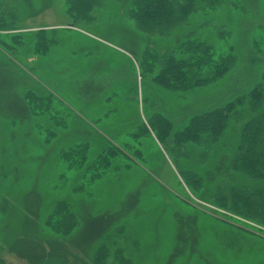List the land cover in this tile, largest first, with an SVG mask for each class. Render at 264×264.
<instances>
[{"label":"rangeland","instance_id":"1","mask_svg":"<svg viewBox=\"0 0 264 264\" xmlns=\"http://www.w3.org/2000/svg\"><path fill=\"white\" fill-rule=\"evenodd\" d=\"M129 3L102 0L92 20L76 23L66 0H0V264H92L118 227L112 246L133 264H264V224L218 204L232 182L251 188L228 167L247 106L216 144L207 136L179 149L161 144L147 122L162 113L182 130L262 80L264 0H224L165 35L141 32L126 14ZM41 29L45 53L36 50ZM187 32L220 49L232 45L237 61L208 86L172 91L154 81L159 68L146 70L141 54L174 49ZM28 92L49 107L33 112L40 101L30 106ZM142 123L148 132L139 135ZM80 143L90 159L115 147L117 168L87 185L60 159ZM185 171L201 185L193 188ZM61 200L78 224L54 239L43 220Z\"/></svg>","mask_w":264,"mask_h":264},{"label":"trees","instance_id":"2","mask_svg":"<svg viewBox=\"0 0 264 264\" xmlns=\"http://www.w3.org/2000/svg\"><path fill=\"white\" fill-rule=\"evenodd\" d=\"M66 1V12L76 23L92 20L93 12L102 4V0ZM223 2L224 0H130L126 14L134 20L141 32L148 35L175 34L185 30L189 23H193L198 12L216 9ZM14 22L13 18L11 24ZM18 36H12L16 42L19 41L16 38ZM37 36L36 50L47 52L49 38L46 30L41 29ZM1 44L10 47L4 40ZM141 59L144 68L151 73L156 67L159 68L153 77L158 85L172 91L186 92L222 79L236 64L237 56L232 45L220 49L200 37L193 36V32H187L174 49L159 52L153 47H148L141 54ZM26 97L29 104L32 100L40 101L35 107L30 104L35 113L36 107H49L48 98L41 102L30 92ZM243 106H247L248 112L244 114L246 120L241 124L239 140L228 167L250 179L251 188L248 187L249 184L246 186L239 182L235 185L232 182L218 204L238 215L264 224V75L247 93L237 95L222 106L194 115L182 130L174 131L172 121L162 113H154L147 122L161 144L166 145L171 141L172 145L179 149L188 142H198L204 136H207L212 144H216L226 132L233 117L242 112ZM146 130L142 123L137 131L140 135L148 132ZM169 149L172 150L170 147ZM89 151L88 144L80 143L67 148L60 155L68 170L83 172V175L88 177L87 185L102 178L110 169L117 168L113 167V160L118 156L115 147H108L93 159H90ZM139 154L141 151L136 150L134 156ZM196 175L194 172L185 171V176L192 182L193 188L201 185ZM85 188L82 184L78 186L81 191ZM43 224L54 234L55 239L58 235L69 236L76 228L78 220L71 205L66 200H61L45 217ZM123 231L124 228L118 227L105 237L92 257V264H133L131 255L125 254L122 248L112 246L117 243Z\"/></svg>","mask_w":264,"mask_h":264}]
</instances>
